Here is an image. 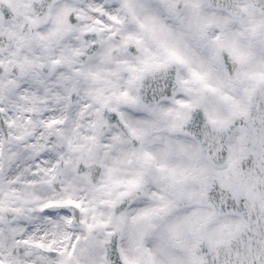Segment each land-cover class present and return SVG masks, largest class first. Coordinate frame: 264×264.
<instances>
[{
    "label": "snow or ice",
    "instance_id": "6c2138e0",
    "mask_svg": "<svg viewBox=\"0 0 264 264\" xmlns=\"http://www.w3.org/2000/svg\"><path fill=\"white\" fill-rule=\"evenodd\" d=\"M0 264H264V0H0Z\"/></svg>",
    "mask_w": 264,
    "mask_h": 264
}]
</instances>
